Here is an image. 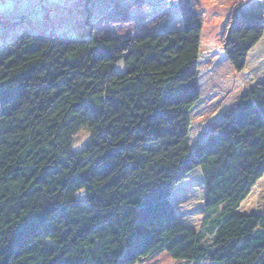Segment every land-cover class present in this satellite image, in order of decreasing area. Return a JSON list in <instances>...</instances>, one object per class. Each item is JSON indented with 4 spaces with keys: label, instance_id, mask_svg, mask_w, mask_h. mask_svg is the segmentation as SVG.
Wrapping results in <instances>:
<instances>
[{
    "label": "trees",
    "instance_id": "1",
    "mask_svg": "<svg viewBox=\"0 0 264 264\" xmlns=\"http://www.w3.org/2000/svg\"><path fill=\"white\" fill-rule=\"evenodd\" d=\"M80 1L99 6L88 37L0 47V264H264V195L242 210L264 177V77L237 76L263 21L236 3L202 43L199 0ZM162 5L178 28L154 25Z\"/></svg>",
    "mask_w": 264,
    "mask_h": 264
},
{
    "label": "rangeland",
    "instance_id": "2",
    "mask_svg": "<svg viewBox=\"0 0 264 264\" xmlns=\"http://www.w3.org/2000/svg\"><path fill=\"white\" fill-rule=\"evenodd\" d=\"M202 16V43H217L225 28L231 8L237 4L243 7L240 14L247 18L263 21L264 0H199ZM165 5L175 3V0H164ZM237 3V4H236ZM87 10L80 0H0V47L13 39L18 33L27 31L34 34L69 36L76 39L88 37L89 22L97 19L99 6L93 3ZM238 6V7H239ZM155 11H161L163 16L154 25L157 28H178V14L174 7L158 6ZM145 12V10L143 11ZM136 10H134V14ZM8 38V39H7ZM7 39V42L5 40ZM243 85H252L264 77V35L259 43L249 53L246 68L237 75ZM84 141V134L75 138V145L80 146ZM197 173L176 193L179 204L188 207L189 214L192 205L198 200ZM264 195V177L257 190L242 206V210L251 211L260 208ZM192 204V205H190ZM187 206V207H186ZM198 207V206H197ZM193 208V207H192ZM143 264H204L177 261L167 254L152 255ZM207 264V263H206Z\"/></svg>",
    "mask_w": 264,
    "mask_h": 264
}]
</instances>
